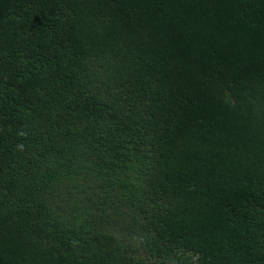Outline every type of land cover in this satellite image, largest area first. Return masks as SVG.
<instances>
[{
  "label": "trees",
  "instance_id": "16d2710c",
  "mask_svg": "<svg viewBox=\"0 0 264 264\" xmlns=\"http://www.w3.org/2000/svg\"><path fill=\"white\" fill-rule=\"evenodd\" d=\"M0 264H264V0H0Z\"/></svg>",
  "mask_w": 264,
  "mask_h": 264
}]
</instances>
